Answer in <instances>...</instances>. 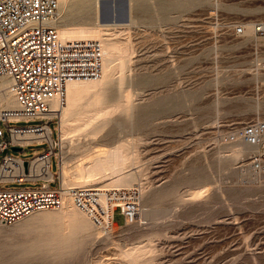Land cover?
Returning <instances> with one entry per match:
<instances>
[{"label": "rangeland", "instance_id": "obj_1", "mask_svg": "<svg viewBox=\"0 0 264 264\" xmlns=\"http://www.w3.org/2000/svg\"><path fill=\"white\" fill-rule=\"evenodd\" d=\"M101 1L59 0L57 24L96 31L114 63L100 87L68 92L56 151L64 186H97L108 212L97 225L69 199L70 213L48 208L2 225L0 264H264V143L229 140L264 119V38L251 28L264 20V0H119L113 20L130 17L124 28L98 26L111 22ZM114 148L125 160L119 172L90 171ZM50 167L57 171L54 157ZM122 175L141 187L132 223L110 199Z\"/></svg>", "mask_w": 264, "mask_h": 264}, {"label": "built area", "instance_id": "obj_2", "mask_svg": "<svg viewBox=\"0 0 264 264\" xmlns=\"http://www.w3.org/2000/svg\"><path fill=\"white\" fill-rule=\"evenodd\" d=\"M57 9L58 0H0V79L11 81L10 90L17 103L14 108H0V225L58 207L65 195H71L77 207L97 225L108 212L97 186L61 183L56 119L66 101V86L74 80L98 79L103 52L96 39H62L53 25ZM252 27L257 37L264 38V20L254 22ZM244 32L245 25L235 27L236 35ZM54 102L57 108H52ZM16 120L37 122L10 124ZM52 120L56 122V135L52 133ZM238 136L248 145L263 144L264 119L249 120L229 138ZM42 142L47 147L30 158L21 156L25 145ZM12 146L21 147L19 154L5 151ZM53 157L56 172L50 167ZM252 161L259 165V156ZM8 182H30L32 186L3 187ZM140 194L138 183L111 189L110 199L118 206L123 223L137 219Z\"/></svg>", "mask_w": 264, "mask_h": 264}, {"label": "bare ground", "instance_id": "obj_3", "mask_svg": "<svg viewBox=\"0 0 264 264\" xmlns=\"http://www.w3.org/2000/svg\"><path fill=\"white\" fill-rule=\"evenodd\" d=\"M82 1V3H83V0H81ZM85 1V0H84ZM93 1V0H92ZM78 3H80V2H78ZM92 3V2H91ZM74 4H77V3H74ZM89 3H87V5H88ZM79 5V4H78ZM77 5V6H78ZM86 5V6H87ZM74 6V5H73ZM73 6H71V7H73ZM85 6V5H84ZM83 6V7H84ZM74 7H76V6H74ZM82 7V6H81ZM89 7V6H88ZM87 7V8H88ZM99 8H100V5H99ZM71 9V8H70ZM74 9V8H73ZM120 9V8H119ZM59 10V0H58V9H57V11ZM75 11V10H74ZM77 11L78 12H80V8L78 9L77 8ZM76 11V12H77ZM82 11H83V8H82ZM81 11V12H82ZM86 10H84V12H85ZM59 12V11H58ZM69 12H71V11H69ZM77 12V13H78ZM101 12H103V15H107V13L109 14V9H108V7L107 6H104L103 8H101ZM130 12V11H129ZM74 12H72V14H73ZM69 14V13H68ZM78 14H80V13H78ZM83 14V13H82ZM81 15V14H80ZM79 15V16H80ZM71 17V16H70ZM73 17V16H72ZM75 17V16H74ZM105 17V16H104ZM108 17H110V16H108ZM98 19V18H97ZM105 19V21H106V18H104ZM104 19H101V21H100V19H98L97 21H98V26H100L101 28H105V27H109V26H114V27H128V26H130L131 25V19H130V17L128 18V19H126V20H111L110 19V21L111 22H109V23H106V22H104ZM58 20H59V13H58V17H57V14H56V19L54 20V22H53V25H54V27L57 29V31H58V33H59V35H60V37L62 38V39H64V40H69V39H96V40H98L99 42H100V44H103V45H101V47H102V52H103V57H102V74H101V76L98 78V79H88V80H74V81H71V82H69L68 84H67V86H66V100H67V94H68V92H72L73 94H74V92H79V90L81 89H83V88H86V89H90V88H92V87H94V88H97L98 86H99V84H101L100 83V79H101V77H102V75H103V73H105L106 74V79H108L110 76H111V72H112V67H113V63H114V54H113V45H110V44H108V43H106V42H103L100 38H99V36L96 38V36L95 35H97L96 34V31H92V30H90V31H86V32H84V31H82V30H76V29H72V28H68L67 26H63V25H61V24H57V22H58ZM251 28H252V30H253V27H252V24H251ZM245 32H246V25H245ZM107 39V38H106ZM103 40H105L104 38H103ZM121 46V45H120ZM119 47V46H118ZM114 50H115V48H114ZM122 50V49H121ZM120 50V51H121ZM123 54V53H122ZM125 55V54H124ZM10 85H11V81L9 80V79H0V108H14V107H16L17 106V103H16V100H15V98H14V96H13V94H12V92H11V90H10ZM100 87V86H99ZM72 94V95H73ZM78 94V93H77ZM77 94H74V95H77ZM67 101H65V104L63 105V106H66L67 105V103H66ZM69 102L71 103V101L69 100ZM58 106H57V103L56 102H54L53 104H52V108H57ZM66 108V107H65ZM62 108H60L59 109V116H61V112H62V110H61ZM65 110V109H64ZM64 114V113H63ZM59 121V120H58ZM62 123H61V121H59V137L60 136H62L61 135V127H62V125H61ZM236 134L238 135V133L236 132ZM64 138V137H63ZM237 138V137H236ZM229 140H230V138H229ZM234 140H236V139H233V140H230V141H234ZM240 140V139H239ZM242 140V139H241ZM61 140H60V138H59V142H60ZM63 141V140H62ZM238 141V140H237ZM243 141V140H242ZM244 142V141H243ZM245 143V142H244ZM246 144V143H245ZM236 145H237V143H236ZM248 145V144H247ZM250 147L252 146H257L258 147V145H249ZM12 148V147H11ZM243 148V147H242ZM248 149V148H247ZM13 150V149H12ZM20 150H21V147H20ZM17 151H19V150H17ZM122 154L123 153H121V151L118 149V148H114V149H112V150H110V151H108L107 153H106V155H104V156H101V157H99V158H97L96 160H95V162L92 164L93 165V167H89V168H92L90 171H92L94 174H101V173H106L108 170L110 171H112V172H119L121 169L119 168L123 163H124V158H123V156H122ZM62 171H61V173H62V180H61V183H62V185H71V183H69V182H65V171H64V161H62ZM66 170V169H65ZM67 172V171H66ZM92 174V173H91ZM84 175V174H83ZM93 175V174H92ZM108 175V174H107ZM68 176V175H67ZM76 176V175H75ZM104 176V175H103ZM114 176V175H113ZM118 176V175H117ZM85 177V176H84ZM134 177L135 176H133V175H127V176H125V178L123 177V175H122V179H120V180H118V182L120 183V184H122L123 186H131L132 185V182H134ZM102 178V177H101ZM109 178V177H108ZM115 178V177H114ZM119 179V178H118ZM69 180V179H68ZM72 182V181H71ZM8 183H11V182H8ZM77 183V182H76ZM102 191V190H101ZM108 192V191H107ZM105 195V194H104ZM103 195V196H104ZM106 197V196H105ZM107 199H108V197H106ZM69 199H71L72 200V202H73V204L75 205V207L76 208H78L79 210H81L79 207H77V205L75 204V201H74V199H73V197L71 196V195H65L64 197H63V200H62V202H61V205L60 206H58V208L60 207V208H62V210L65 212V213H70L71 212V209H70V200ZM104 199V198H103ZM108 201V200H107ZM107 201H106V203H107ZM54 208H57V207H54ZM48 209V208H47ZM47 209H42V210H47ZM42 210H40V211H42ZM112 210V209H111ZM83 211V210H82ZM62 212V211H61ZM74 212H76V210L74 211ZM83 212H85V211H83ZM109 212H110V210H109ZM85 214H87L86 212H85ZM121 214V213H120ZM32 214H30V216H31ZM74 215V214H73ZM26 216H28V215H26ZM110 216V215H109ZM109 216H108V223L109 222H111V218L109 219ZM24 217V216H23ZM136 220V219H135ZM135 220H128L127 219V221L126 222H130V223H132V222H134ZM106 221V222H107ZM3 225H10V224H3ZM109 225V224H108ZM2 225H0V227H1Z\"/></svg>", "mask_w": 264, "mask_h": 264}, {"label": "water", "instance_id": "obj_4", "mask_svg": "<svg viewBox=\"0 0 264 264\" xmlns=\"http://www.w3.org/2000/svg\"><path fill=\"white\" fill-rule=\"evenodd\" d=\"M118 1L119 0H102L99 4L100 9L103 8L104 6H107L109 9L110 18L114 19V16L116 15V13H115L116 6H118V4H119ZM123 16H125V15L123 14ZM121 19H125V18H121ZM12 149L15 151L20 150V146H12Z\"/></svg>", "mask_w": 264, "mask_h": 264}]
</instances>
